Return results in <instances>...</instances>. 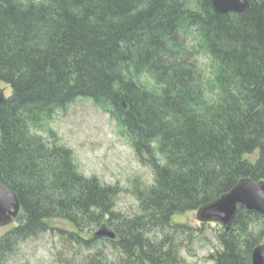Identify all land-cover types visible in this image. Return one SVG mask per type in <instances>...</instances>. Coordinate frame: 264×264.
Masks as SVG:
<instances>
[{
  "label": "trees",
  "instance_id": "trees-1",
  "mask_svg": "<svg viewBox=\"0 0 264 264\" xmlns=\"http://www.w3.org/2000/svg\"><path fill=\"white\" fill-rule=\"evenodd\" d=\"M249 2L221 15L213 0H0V84L11 89L0 105V181L22 207L0 239V264L46 234L61 245L53 264L196 256L205 230L174 219L244 179L264 182V0ZM78 100L116 123L148 182L137 176L125 191L81 172L51 127ZM123 193L134 211H117ZM252 221L264 226L239 207L210 260L251 264L264 243ZM103 226L115 240L95 238Z\"/></svg>",
  "mask_w": 264,
  "mask_h": 264
},
{
  "label": "rangeland",
  "instance_id": "rangeland-1",
  "mask_svg": "<svg viewBox=\"0 0 264 264\" xmlns=\"http://www.w3.org/2000/svg\"><path fill=\"white\" fill-rule=\"evenodd\" d=\"M199 60L202 66L206 64L202 58ZM0 88L6 90V98L10 96L11 89L8 86L0 84ZM51 127L57 132L62 143L74 152L77 164L86 177H98L104 183L118 185L125 191L129 189V181L137 176L146 177L144 180L149 181L150 176L138 166L128 141L121 136L116 123L92 102L78 100L67 112L58 114ZM136 206L134 199L123 193L117 211H134ZM174 220L177 224L205 230V238L194 246L196 256L189 257L183 253L186 264H216L210 260V255L220 250L221 236L230 230L232 224L228 230L219 223L203 226L197 219V212L177 216ZM55 225L59 229L75 231V228L66 222L58 221ZM16 226L17 223H13L0 228V239ZM263 227L261 221L251 223V230L256 234L261 232ZM60 246V241L51 234L37 240H29L19 248L12 264H53L52 257Z\"/></svg>",
  "mask_w": 264,
  "mask_h": 264
},
{
  "label": "water",
  "instance_id": "water-1",
  "mask_svg": "<svg viewBox=\"0 0 264 264\" xmlns=\"http://www.w3.org/2000/svg\"><path fill=\"white\" fill-rule=\"evenodd\" d=\"M218 14L243 13L250 9L249 0H213ZM6 100L5 91L0 88V105ZM264 216V182L244 179L228 194L197 211L201 224L219 223L228 230L234 221L238 208ZM22 210L18 196L0 181V228L12 225ZM95 238L115 240V232L103 226L95 233ZM252 264H264V245L253 251Z\"/></svg>",
  "mask_w": 264,
  "mask_h": 264
},
{
  "label": "flooded vegetation",
  "instance_id": "flooded-vegetation-1",
  "mask_svg": "<svg viewBox=\"0 0 264 264\" xmlns=\"http://www.w3.org/2000/svg\"><path fill=\"white\" fill-rule=\"evenodd\" d=\"M4 90V89H3ZM5 92H6V90H4ZM6 97V96H5ZM233 223V222H232ZM262 245H264V243L262 244ZM261 246V245H260ZM259 247V246H258Z\"/></svg>",
  "mask_w": 264,
  "mask_h": 264
}]
</instances>
